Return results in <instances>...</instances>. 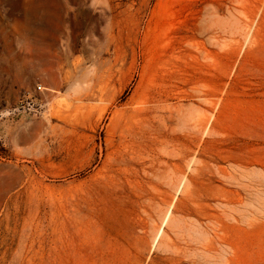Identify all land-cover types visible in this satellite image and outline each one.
Listing matches in <instances>:
<instances>
[{
    "label": "rangeland",
    "instance_id": "1",
    "mask_svg": "<svg viewBox=\"0 0 264 264\" xmlns=\"http://www.w3.org/2000/svg\"><path fill=\"white\" fill-rule=\"evenodd\" d=\"M0 264H264V0H0Z\"/></svg>",
    "mask_w": 264,
    "mask_h": 264
},
{
    "label": "bare ground",
    "instance_id": "2",
    "mask_svg": "<svg viewBox=\"0 0 264 264\" xmlns=\"http://www.w3.org/2000/svg\"><path fill=\"white\" fill-rule=\"evenodd\" d=\"M11 63L9 64V68L7 70L8 74H11ZM14 77L17 78L18 77V71L12 72Z\"/></svg>",
    "mask_w": 264,
    "mask_h": 264
},
{
    "label": "built area",
    "instance_id": "3",
    "mask_svg": "<svg viewBox=\"0 0 264 264\" xmlns=\"http://www.w3.org/2000/svg\"><path fill=\"white\" fill-rule=\"evenodd\" d=\"M40 88H38V90H39Z\"/></svg>",
    "mask_w": 264,
    "mask_h": 264
}]
</instances>
